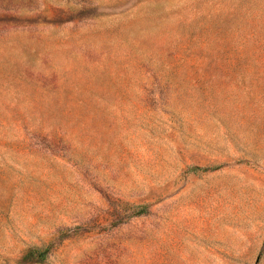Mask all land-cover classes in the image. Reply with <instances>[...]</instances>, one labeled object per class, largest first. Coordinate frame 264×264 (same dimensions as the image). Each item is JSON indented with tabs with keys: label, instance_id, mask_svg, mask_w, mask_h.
<instances>
[{
	"label": "rangeland",
	"instance_id": "obj_1",
	"mask_svg": "<svg viewBox=\"0 0 264 264\" xmlns=\"http://www.w3.org/2000/svg\"><path fill=\"white\" fill-rule=\"evenodd\" d=\"M0 264H264V0H0Z\"/></svg>",
	"mask_w": 264,
	"mask_h": 264
},
{
	"label": "trees",
	"instance_id": "obj_2",
	"mask_svg": "<svg viewBox=\"0 0 264 264\" xmlns=\"http://www.w3.org/2000/svg\"><path fill=\"white\" fill-rule=\"evenodd\" d=\"M193 172H207L208 169H192ZM147 213V208H141L139 212V216L145 215ZM50 253L49 248L44 249V250H39V249H33L31 250L28 255L26 256V260H36L38 263H44L48 259V255Z\"/></svg>",
	"mask_w": 264,
	"mask_h": 264
}]
</instances>
